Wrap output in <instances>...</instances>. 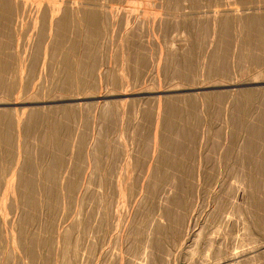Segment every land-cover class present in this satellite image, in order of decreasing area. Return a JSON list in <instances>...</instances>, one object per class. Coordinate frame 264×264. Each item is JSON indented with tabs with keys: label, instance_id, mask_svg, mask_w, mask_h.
I'll use <instances>...</instances> for the list:
<instances>
[{
	"label": "rangeland",
	"instance_id": "obj_1",
	"mask_svg": "<svg viewBox=\"0 0 264 264\" xmlns=\"http://www.w3.org/2000/svg\"><path fill=\"white\" fill-rule=\"evenodd\" d=\"M26 1L0 25V264H264V62L245 27L264 0H98L102 34L72 21L61 44L80 45L77 85L52 42L75 0H37L61 8L43 48Z\"/></svg>",
	"mask_w": 264,
	"mask_h": 264
},
{
	"label": "bare ground",
	"instance_id": "obj_2",
	"mask_svg": "<svg viewBox=\"0 0 264 264\" xmlns=\"http://www.w3.org/2000/svg\"><path fill=\"white\" fill-rule=\"evenodd\" d=\"M18 1V0H17ZM24 1V0H23ZM30 1V0H29ZM28 1V3H30ZM36 1L37 0H35L34 2L36 3ZM41 1V0H40ZM45 1H49V0H45ZM45 1H43L44 3H45V6H43L44 8H46V5H47V9L45 10H43V8H42V6H40L39 5V2L37 3V7H39V9H40V7H41V9L43 10V14L41 15V17H42V21H41V24H42V26H40V28H41V30L39 29L38 31H40L39 33H40V35L38 34V36H36V37H38L39 38V36H40V41L38 42V44H40V42H43V37L46 39V37L45 36H47L48 37V34L47 33H49V36H50V34H51V32H46V30H48L49 28H51L52 27V25H51V27H49L48 29H47V27H48V25H50V21H52V18L53 17H56L57 15H58V13L56 12L55 13V10L57 9V10H59L60 11V6H56V5H54V3L52 4V5H50V3H48V4H46L47 2H45ZM67 1V2H66ZM65 1V5L68 3V2H70V1H68V0H66ZM19 2H20V0H19ZM26 4H27V1L25 0L24 1ZM24 2H22V3H24ZM32 2H33V0H32ZM31 2V3H32ZM33 2V3H34ZM42 2V3H43ZM73 2H74V0H73ZM15 3H16V1H15ZM22 3H19V4H14L13 2H12V0H0V25H1V23H4L3 21H5L6 20V22H11V20H14L15 19V17L17 16V15H19L18 13L20 12V10H22V9H24L23 7H25L24 5H23V7L22 8H20V6H21V4ZM44 3H43V5H44ZM70 3H72V2H70ZM77 3L78 2H76V0H75V2H74V6H75V4H76V8H78V5H77ZM82 3V0H80V3L79 4H81ZM97 3H98V0H84L83 1V5L82 6H85V5H90V6H92V7H90V6H88L89 7V9H88V7H80V8H78L77 10H76V8H74L73 9V7L71 8V11L69 10V8H70V6H69V8H67V7H64L65 9V11L63 12L64 14H63V16L62 17H59V15H58V18H59V20L58 19H56L55 21L57 22H55V21H52V22H54V23H56V27H55V29H56V32H55V35H56V40L57 41H52V42H55L58 46L59 45H61L62 43H63V41H65V40H63V38L64 37H66L67 36V39H69V33H68V30L70 29L71 30V28H69L70 27V22H72L73 21V23L75 22V27L76 28H72V30L71 31H69V32H71V33H73L74 31H73V29H75V34H73L74 36L76 35V37L77 36H80L79 34H80V30H81V26H85V27H87L86 29V31H88V32H90L89 34L91 35V36H94V37H97V36H99L100 34H102V32H101V24L103 25V23H101L102 21L100 20V18H101V15L103 14V13H107L106 12V8L107 7H105L104 5H99V3H98V5H97ZM69 4V3H68ZM68 4H67V6H68ZM73 4V3H72ZM20 5V6H19ZM27 5H29V4H27ZM31 5H34V4H31ZM31 5H29V6H31ZM39 5V6H38ZM29 6H27V8H29ZM36 6V4L34 5V7ZM98 6V7H97ZM34 7H33V9H34ZM96 7H97V9H96ZM30 9H32V6L30 7ZM29 9V10H30ZM36 9H38V8H36ZM40 9V10H41ZM24 10H26V9H24ZM40 10H37V11H39L40 12ZM41 10V11H42ZM28 10H26L25 12H27ZM33 11H35V12H37L35 9L33 10ZM45 11V12H44ZM24 12V11H23ZM34 12V13H35ZM39 12H37V13H35V17H37V16H40V15H36V14H38ZM50 13V14H49ZM8 14V15H7ZM39 14H41V12L39 13ZM57 14V15H56ZM15 15V16H14ZM24 15V14H23ZM49 16H51V18H48ZM17 18H19V16L17 17ZM21 18V17H20ZM38 18V17H37ZM11 19V20H10ZM40 19V18H39ZM48 19H51V20H49L48 21ZM102 19V18H101ZM18 20V19H17ZM17 20H16V22H17ZM38 19H36L35 18V20H33L32 21V25L29 23V25L32 27L33 26V24L35 25V22L34 21H37ZM54 20V19H53ZM226 20V19H225ZM229 20V19H228ZM31 22V21H30ZM39 22V21H38ZM49 22V23H48ZM128 22V21H127ZM126 22V23H127ZM230 22V21H229ZM220 23V22H219ZM16 24V23H15ZM40 24V25H41ZM230 24V23H229ZM245 24V23H244ZM17 25L18 24H16V28H17ZM36 25H39L38 23H36ZM105 25V24H104ZM228 25V22L227 21H225V22H223L222 23V27L224 28L223 30H225ZM53 26H54V24H53ZM73 26H74V24H73ZM83 26V27H84ZM2 27H3V24H2ZM20 27V26H19ZM23 27H25V26H23ZM22 27V28H23ZM27 27V26H26ZM25 27V28H26ZM39 27V26H38ZM245 27L248 29V33L249 34H251V35H254L255 37V40L257 41V43H258V46L261 48V52L263 53V57H261V62H264V19L262 18V16L261 15H257V14H255V15H252V16H250L249 18H247V21H246V25H245ZM15 28V27H14ZM33 28H34V26H33ZM54 27H52V29H53ZM19 29V28H18ZM17 29V30H18ZM24 29V28H23ZM27 29V28H26ZM29 29L30 28H28V31H29ZM36 29V31H37V27L35 28ZM35 29H33V31L35 30ZM219 29V28H218ZM14 30V29H13ZM20 30H22V29H20ZM51 29H49L48 31H50ZM227 30V29H226ZM246 30V29H245ZM24 31V30H23ZM28 31L26 32H22L24 35H25V33H26V35L28 34ZM32 33H33V31H32V29L30 30ZM52 31V30H51ZM73 31V32H72ZM83 31H85V29H83L82 31H81V33L83 32ZM15 32H18L17 34H19V31H16L15 30ZM87 32V33H88ZM22 33H20V34H22ZM32 33L30 34V32H29V34L31 35V38L29 39L28 37H27V39H29L28 41H29V43L31 42L30 40L32 39V38H34V37H32L33 35H32ZM34 33H35V31H34ZM45 34H47V35H45ZM84 34V33H83ZM82 34V35H83ZM71 35V34H70ZM250 35V36H251ZM27 36H29V35H27ZM249 36V37H250ZM72 37V35L70 36V38ZM75 37V38H76ZM25 38H26V36H25ZM37 38V39H38ZM50 38V37H49ZM48 38V39H49ZM74 37H72L71 39H73ZM74 38V40H76ZM36 39V38H35ZM54 39V38H53ZM65 39V38H64ZM25 40V39H24ZM33 40V39H32ZM73 40V41H74ZM78 40V39H77ZM247 40H249V38H247ZM246 40V42L247 43H249V41H247ZM23 41V40H22ZM68 41V40H67ZM70 41V40H69ZM68 41V42H69ZM82 41V40H81ZM245 41V40H244ZM251 41V40H250ZM252 41H253V39H252ZM256 41H254V42H256ZM24 42V41H23ZM26 42V41H25ZM37 42H36V44H37ZM48 42V41H47ZM72 42V40L69 42V43H71ZM78 42V41H77ZM83 42V41H82ZM17 43L19 44V42L17 41ZM27 43V42H26ZM26 43H25V45H26ZM29 43H28V45H29ZM32 43H34L33 41H32ZM45 42H43V44H44ZM50 43V42H49ZM44 44V46L42 45V48L43 47H46L45 45H50V44ZM253 43V42H252ZM23 44V43H22ZM22 44H20L21 45V47H23V49H21V50H23L24 52L27 50L28 51V49H31L30 47H33V45L32 44H30V45H32V46H27L28 47V49H26V50H24L25 48H24V44H23V46H22ZM68 43H66V45H65V42H64V44H63V46L65 45V46H68L67 45ZM72 44V47H68V48H70V49H68L66 52H65V50L67 49L65 46H64V48H66L65 50H64V48L62 49V45H61V50H63L64 52H65V54H64V52L62 51L61 52V50H60V52L61 53H63L62 55H63V67H64V69H65V71H63L64 73V76L62 77L61 75H59V76H61L62 77V79H61V81L62 80H64V78H65V83H64V81H63V83L66 85V84H69V83H71V80L72 79H74V81H75V83H73V80H72V83H73V85L74 84H76V80H77V78H76V76H78L79 77V74L78 73H80V69H81V67H82V65H81V67H79L80 69L77 71V75L74 77L73 75H74V72H75V70L76 69H78V66H79V62L78 63H76L75 62V60H74V58H75V55H72V54H75V53H73V51L75 52V48L77 47V45H76V47H75V44H76V42H72L71 43ZM71 44H69V46L71 45ZM216 44V43H215ZM17 45V44H16ZM249 46H250V48L252 49L253 47H251V45L250 44H248ZM257 45V44H256ZM19 45H17V47H18ZM38 46H40L41 47V45H38ZM52 46H53V44H52ZM56 46V45H55ZM78 46H80V45H78ZM254 46V45H253ZM20 47V46H19ZM18 47V48H19ZM39 47V48H40ZM54 47V46H53ZM60 47V46H59ZM59 47H58V50H59ZM56 48V47H55ZM73 48H74V50H73ZM246 48H249V47H247V45H246ZM57 49V48H56ZM56 49L54 50L55 51V53L54 54H56ZM78 49V48H77ZM32 50V49H31ZM36 50V49H35ZM37 50H38V52H40L39 51V49L37 48ZM250 50V49H249ZM22 51V52H23ZM26 51V52H27ZM33 51H34V48H33ZM23 52V54H25ZM36 53L35 52V55L36 54H39V53ZM59 52V51H58ZM57 52V58H60L59 60L58 59H55V61L56 60H58L59 62L58 63H60L61 62V53H60V57H58L59 55V53ZM250 52H251V50H250ZM28 53V52H27ZM34 54V53H33ZM52 54V53H51ZM250 54V53H249ZM249 54L246 56V57H248L249 56ZM253 54V53H252ZM32 55V54H31ZM35 55H32V56H34V58H35ZM71 55L72 56H74L73 57V60H74V62L76 63H72V59H70V58H72L71 57ZM214 55H215V53H214ZM254 55V54H253ZM26 56V55H25ZM24 55H23V57H24V59L26 60V57H25ZM250 56H251V54H250ZM249 56V57H250ZM262 56V55H261ZM246 57H245V59H246ZM27 58H28V56H27ZM30 58H31V56H30ZM33 58V57H32ZM77 58H79L78 56H77ZM251 58H253V56L251 57ZM255 58V57H254ZM80 59V58H79ZM83 59V58H82ZM249 59V58H248ZM247 59V60H248ZM260 59V58H259ZM31 61H32V59H30ZM77 61H78V59H76ZM27 61L29 62V59H27ZM26 61V62H27ZM212 61V60H211ZM249 61H250V59H249ZM57 62V61H56ZM30 63V62H29ZM31 63H33V62H31ZM36 63V60H35V62H34V64ZM62 63V62H61ZM56 64L57 63H55V65L54 66H56ZM30 65H32V64H30ZM75 65V66H74ZM58 66H61V65H58ZM84 66V71H85V73H84V76H85V74H86V68L88 67L89 68V66H87L86 67V65H83ZM95 66V65H94ZM31 67H33V65L31 66ZM57 67V66H56ZM86 67V68H85ZM90 67H91V65H90ZM58 68V67H57ZM87 68V69H88ZM92 68H94L95 69V67H93V65H92V67L90 68V69H92ZM55 69V68H54ZM59 69V68H58ZM61 69V68H60ZM59 69V70H60ZM63 69V70H64ZM75 69V70H74ZM54 71V70H53ZM59 73L60 72H62V70H60V71H58ZM88 72H89V70H88ZM90 72H91V70H90ZM89 72V73H90ZM93 73L95 72L94 70L92 71ZM207 72H209V71H206V73ZM53 73V72H52ZM88 73V74H89ZM62 74V73H61ZM87 74V75H88ZM208 75L209 74H211L210 72L209 73H207ZM206 74V75H207ZM86 75V76H87ZM90 75H92V74H90ZM72 76L74 77V78H72ZM80 77H82L81 76V74H80ZM80 77L78 78V79H80ZM55 78V77H54ZM75 78H76V80H75ZM85 78V77H84ZM56 79L58 80V77H57V70H56ZM82 79H83V77H82ZM81 79V80H82ZM87 80V79H86ZM79 81V80H78ZM55 82H58V81H55ZM83 82H85V80L83 81ZM61 83V82H60ZM63 83H61V85L60 86H64V84ZM79 82H77V84H78ZM80 83L81 84H83V85H80V86H83V87H85L84 86V83H82V81H80ZM58 84V83H57ZM76 84V85H77ZM75 85V86H76ZM14 86V85H13ZM69 86V85H68ZM68 86H65V90L64 91H67L66 89V87H68ZM79 86V85H78ZM20 87V86H19ZM52 87V86H51ZM11 88V87H10ZM22 88V87H21ZM20 88V89H21ZM69 88V87H68ZM53 89H55V88H53ZM12 90H14V89H12ZM8 91H9V89H8ZM69 91V90H68ZM11 92V91H10ZM250 98V97H249ZM81 99V98H80ZM247 99V98H246ZM33 100V99H32ZM71 100V99H70ZM29 101V100H28ZM30 103V102H29ZM32 103V102H31ZM2 117V116H1ZM6 117V116H5ZM262 118H264V117H262ZM38 119V118H37ZM9 121V120H8ZM13 121V120H12ZM262 121H264L263 119H262ZM38 122V121H37ZM36 122V123H37ZM172 123V122H171ZM172 127V126H171ZM260 131V130H259ZM258 132V131H257ZM257 132L255 133V136H256V134H257ZM260 133L261 132H259L258 134L260 135ZM3 136H5V138H6V135H2L1 134V136L0 137H2L3 138ZM49 137V136H48ZM47 137V138H48ZM52 137V136H51ZM50 137V138H51ZM58 137V136H57ZM57 137L55 138V139H57ZM1 138V139H2ZM5 138H3V139H5ZM50 138H49V140H50ZM0 139V140H1ZM52 140H53V138H51ZM5 140H9V139H5ZM5 140H3V143H4V141ZM57 140H59V138L57 139ZM57 140H53V141H55L56 143H58L57 142ZM54 142V143H55ZM1 144H2V142H0ZM61 143V142H60ZM52 144V143H51ZM57 145V144H56ZM61 146V145H60ZM62 147V146H61ZM36 149H38V148H36ZM38 151H40V149L38 150ZM32 154H34L33 152L31 153V155H30V158L32 157ZM36 154L38 155L39 153H37L36 152ZM34 156V155H33ZM36 156V155H35ZM37 157V156H36ZM35 157V158H36ZM29 158V159H30ZM31 160V159H30ZM32 161H33V159H32ZM31 161V162H32ZM35 161H36V159H35ZM30 162V163H31ZM58 160L57 161H54V165H55V167H56V165H58ZM29 164V162L28 163H26V166ZM33 164V162L31 163V165ZM36 164V162H34V165ZM30 165V164H29ZM28 165V166H29ZM37 166V165H36ZM36 166H34V167H36ZM39 167V166H38ZM28 168V167H27ZM30 170H31V166H30V168H29ZM33 169H35V168H33ZM37 169V168H36ZM35 169V170H36ZM35 170H34V172H35ZM39 169H37V171H38ZM32 172H33V170H31ZM1 172V171H0ZM37 174V173H36ZM35 174V175H36ZM36 177V179H37V176H34V178ZM29 179V178H28ZM33 179V178H32ZM35 179V180H36ZM24 180V182H25V179H23ZM27 180V179H26ZM36 182V181H35ZM34 182V179L33 180H28V181H26L25 183L27 184V187H28V190H30L29 191V193L27 192V196H28V199L27 198H25L26 199V202H27V200H28V205L29 206H31V207H35V206H38V205H36V202H39L40 200H38L37 198L36 199H34L35 198V196L33 195V194H35V193H32L31 192V190H34V188L36 187V189L35 190H37V189H39V187H40V185H39V187L37 186L38 184H39V182H38V184L34 187V185L36 184ZM35 183V184H34ZM74 185V184H73ZM34 187V188H33ZM26 194V193H25ZM24 194V195H25ZM105 195V194H104ZM123 198H125V196H122ZM104 199V198H103ZM3 200V199H2ZM36 200H38V201H36ZM106 200V199H105ZM120 200V199H119ZM125 201V200H124ZM177 201V200H176ZM101 202V201H100ZM41 203V202H40ZM39 204V203H38ZM48 204V203H47ZM118 204H119V202H118ZM122 205V204H121ZM40 206V205H39ZM51 206V205H50ZM100 207V206H99ZM30 208V207H29ZM36 208V207H35ZM2 210V209H1ZM103 214V213H102ZM105 215V214H104ZM171 215V214H170ZM3 216V215H2ZM2 219V218H1ZM171 219V218H170ZM28 220V219H27ZM4 221V220H3ZM2 221V222H3ZM81 221V220H80ZM107 222V221H106ZM161 222L160 221H156V229L159 231V232H161L162 230H163V226L160 224ZM78 224V223H77ZM80 226V225H79ZM103 226V225H102ZM3 227V226H2ZM1 227V228H2ZM48 229V228H47ZM0 232H1V230H0ZM50 232V231H49ZM2 234V233H1ZM2 236V235H1ZM93 237V236H92ZM0 239H1V237H0ZM53 240V239H52ZM66 240V239H65ZM48 241V240H47ZM155 242V240L152 242V244ZM44 244V243H43ZM97 244V243H96ZM5 245V244H4ZM148 245V244H147ZM146 245V246H147ZM153 245H155V244H153ZM152 247H154V246H152ZM32 248V247H31ZM70 249V248H69ZM262 250H264V247H262ZM28 251H31V250H28ZM32 251H33V253L31 252L30 254H31V256H32V258H34V260H35V257H34V255L36 256L37 254H34V253H37V252H34L35 251V249L33 250L32 249ZM71 252V251H70ZM33 254V255H32ZM249 254V253H248ZM38 256H40V255H38ZM38 256H36V257H38ZM244 256H247L246 254L244 255ZM244 256H241V257H244ZM239 257V256H238ZM31 258V257H30ZM31 258V259H32ZM247 258V257H246ZM37 260H39V259H41L40 257H39V259L38 258H36ZM239 259V258H238ZM33 260V259H32ZM33 260V261H34ZM36 261V260H35ZM233 261H236V259H235V257L234 258H232V259H229V260H227L226 262L227 263H230V262H233ZM239 261V260H238ZM52 262V261H51ZM41 263V262H40ZM231 264V263H230Z\"/></svg>",
	"mask_w": 264,
	"mask_h": 264
}]
</instances>
